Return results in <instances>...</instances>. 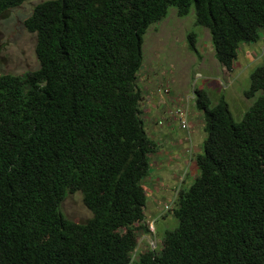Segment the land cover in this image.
Masks as SVG:
<instances>
[{
  "label": "trees",
  "instance_id": "1",
  "mask_svg": "<svg viewBox=\"0 0 264 264\" xmlns=\"http://www.w3.org/2000/svg\"><path fill=\"white\" fill-rule=\"evenodd\" d=\"M25 1L0 0V14ZM171 6L178 17L194 8L228 73L240 45L264 34V0H47L24 21L39 68L0 75V264H264V58L245 91L260 95L238 122L224 97L195 90L198 175L177 188L166 214L178 224L160 249L133 259L151 232L155 150L141 108L143 35ZM74 192L91 212L84 223L60 208Z\"/></svg>",
  "mask_w": 264,
  "mask_h": 264
},
{
  "label": "rangeland",
  "instance_id": "2",
  "mask_svg": "<svg viewBox=\"0 0 264 264\" xmlns=\"http://www.w3.org/2000/svg\"><path fill=\"white\" fill-rule=\"evenodd\" d=\"M44 1L47 0H26L0 14V75H23L39 68L35 53L36 34L26 30L24 21L32 14L34 7ZM195 21L194 8L187 16L178 17L176 7L171 6L162 21L147 28L142 43V83L146 84L150 76L156 80L155 84L160 85L157 89L159 93L170 96L172 91L175 92L172 110L178 107L177 100L181 94L182 102H186L188 94L195 96V90H206L213 103L224 97L234 120L238 122L260 95L259 92L253 98H246L245 91L249 89L251 73L264 58V34L258 42L240 45L234 70L226 76V70H223L211 50L208 30L196 25ZM190 34L197 36V54L189 50ZM166 89L169 93L163 92ZM194 105L197 107L196 100ZM165 201L159 200L145 208L146 220L150 228L153 227L150 233L139 236L133 259L150 247L160 249L165 232L177 226L173 214H166L165 209L166 205L173 206L174 203ZM60 208L69 220L76 223H84L91 217L79 192L68 193Z\"/></svg>",
  "mask_w": 264,
  "mask_h": 264
},
{
  "label": "crops",
  "instance_id": "3",
  "mask_svg": "<svg viewBox=\"0 0 264 264\" xmlns=\"http://www.w3.org/2000/svg\"><path fill=\"white\" fill-rule=\"evenodd\" d=\"M227 73L224 72L226 76ZM141 79L140 85L144 92L141 108L145 127L149 138L155 144V150L150 156L149 174L144 181L146 207H151L159 200H166V203L173 201L180 184V176L184 171L187 173L184 183L180 186L189 187L193 183L198 175L194 157L202 152L206 134L203 112L195 107V96L192 93L187 95L186 102H182V94L177 100L178 105L184 104L189 108L190 137H188L187 132L180 128L177 119L170 115L175 104L173 99L176 98L175 92L172 91L170 96L163 95L158 92L160 85L155 84L154 78L149 76L146 84H143Z\"/></svg>",
  "mask_w": 264,
  "mask_h": 264
},
{
  "label": "built area",
  "instance_id": "4",
  "mask_svg": "<svg viewBox=\"0 0 264 264\" xmlns=\"http://www.w3.org/2000/svg\"><path fill=\"white\" fill-rule=\"evenodd\" d=\"M163 92L169 93V90L166 89ZM170 115H172V117L177 119L180 128L182 130L186 131L188 134V137H190V126H189V115H190V113H189V108L187 107V105H183V104L178 105V107L176 109H174L170 112ZM186 173H187V171H184V173L180 176V181H179L180 184H182L184 182ZM180 184H179V187H180ZM176 195H177V193H176ZM176 197L173 199V203L176 200ZM171 206H172L171 204L166 205V207H165L166 211H168L171 208ZM152 227H153V225L151 226L150 231H151ZM153 232H155V231H153Z\"/></svg>",
  "mask_w": 264,
  "mask_h": 264
}]
</instances>
